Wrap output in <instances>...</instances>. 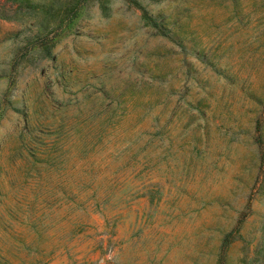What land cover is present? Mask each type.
Listing matches in <instances>:
<instances>
[{
    "label": "rangeland",
    "instance_id": "obj_1",
    "mask_svg": "<svg viewBox=\"0 0 264 264\" xmlns=\"http://www.w3.org/2000/svg\"><path fill=\"white\" fill-rule=\"evenodd\" d=\"M0 264H264V0H0Z\"/></svg>",
    "mask_w": 264,
    "mask_h": 264
}]
</instances>
